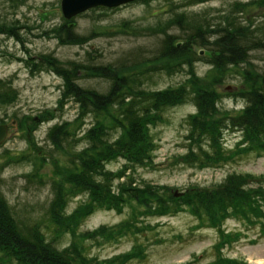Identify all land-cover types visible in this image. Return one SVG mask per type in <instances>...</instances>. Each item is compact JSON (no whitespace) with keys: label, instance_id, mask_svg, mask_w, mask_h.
<instances>
[{"label":"rangeland","instance_id":"374dc122","mask_svg":"<svg viewBox=\"0 0 264 264\" xmlns=\"http://www.w3.org/2000/svg\"><path fill=\"white\" fill-rule=\"evenodd\" d=\"M233 1L248 0H202L181 7L180 11L191 15L208 13L214 24L220 22ZM172 2L175 6L186 0ZM169 6L168 0H138L117 7L90 8L70 19V22L74 19V25L69 23L79 37L88 38L76 37L63 43L54 33V29L64 23L60 0H0V21H6L3 31H0V80H10L12 88L17 91L16 100L0 103V123L8 127L7 137L0 144V187L21 214H43L40 204L51 199L53 180L59 183L65 180L70 152L87 146L82 133L95 123L92 114H80V108L73 100L64 102L66 97L63 98L61 90L66 83L55 70V65L45 68V62L58 59L64 65L76 61L88 65L91 67L89 71L79 68L78 74H73L74 82L86 89L107 92L111 81L104 74L125 72L124 68L137 61L139 55L140 60L160 54L167 33L171 37L186 35L187 31L178 26L170 27L165 34L153 30L158 23L176 13ZM261 11V8H256L246 15L239 13L237 17L253 20ZM254 23H259V20ZM45 55L50 59H42ZM250 59L253 65L262 69L264 50L251 52ZM145 62L138 68L151 66L150 62ZM37 64L39 66L35 67ZM245 66L230 68L224 83L216 86L221 94L218 100L221 110L237 111L244 106L245 101L235 93L242 81L238 71ZM193 67L198 79L210 70L209 63L204 60L195 62ZM186 74L185 68L170 75L159 70L144 77L142 86L147 90L175 86L187 77ZM195 113L192 101L166 107L161 112V120L149 125L154 145L150 148V161L144 160L135 170L132 169L134 165L130 167L129 164L126 174L137 181L144 179L165 185L176 198L189 190H213L227 174L240 171L255 175L250 186H264V154L255 151L236 154L237 149L244 145H238L241 138L239 130L222 131L224 148L234 156L220 161L219 167H187L179 157L173 156L182 153L187 143L184 136L189 125L184 121L185 117ZM67 122L70 143L56 146L48 138V131L55 124ZM111 134L116 137L119 132L111 131ZM23 154L29 155L30 159L12 162L11 156ZM123 163V158H118L109 161L106 167L116 171ZM81 198L82 195L70 198L65 214L71 213ZM228 211L220 223L212 224L209 217V221L205 219V223L198 226L199 217L189 210L155 216L131 203L121 211H93L76 226V235L66 230L53 237V229L51 233L49 229L44 230L55 239L58 247L77 241L86 254L105 264L114 260L117 264L119 259L122 260L120 264H205L216 261L219 256L229 257L239 264H264V217L248 222L242 213L233 212L232 208ZM249 216L253 219L252 214ZM126 222L132 225L133 231L126 229L118 235L116 228ZM66 225L71 229L74 227L68 220ZM101 226L108 228L105 233L97 234L99 239L88 238L81 242L78 233L98 230ZM110 228L115 230L114 235L108 233ZM136 250L140 254L132 253ZM125 254H129L126 259L122 258Z\"/></svg>","mask_w":264,"mask_h":264},{"label":"trees","instance_id":"16d2710c","mask_svg":"<svg viewBox=\"0 0 264 264\" xmlns=\"http://www.w3.org/2000/svg\"><path fill=\"white\" fill-rule=\"evenodd\" d=\"M168 1L171 10L176 13L158 23L153 30L165 34L170 27L178 26L189 32L176 37L167 33L160 54L140 60L139 55L137 61H133L125 70L122 69L125 72L104 74L111 81L107 92L86 89L74 82L73 74H78L79 68L89 71L90 66L77 61L64 65L58 59L51 60L49 55L42 56V59H50L43 67L51 68L55 65V70L66 83L61 90L63 98L66 97L64 102L73 100L78 104L80 114H92L95 123L82 133L87 146L70 152L69 165L65 167V180L62 183L53 180L51 199L40 204L43 214H21L20 209L5 197L0 188V264H105L86 254L77 241L58 247L55 239L44 230L49 229L51 233L53 229V237L66 230L76 235V226L97 209L121 211L125 205L133 203L155 216L189 210L199 217L198 226L203 225L205 219L209 221V217L212 224L220 223L229 214V208L233 212L242 213L248 222H256V218L264 217V186H250L255 175L249 172L227 174L213 190H189L179 198L168 192L165 185L144 179L137 181L132 175L126 174L129 164L130 167L134 165L132 169L135 170L144 160L150 161V148L154 145L149 125L161 120V112L166 107L187 101H192L196 113L184 119L189 125L184 136L187 141L184 150L173 154L184 165L216 168L220 161H227L230 156H234L223 145L222 131L226 129L239 130L241 133L238 145H244L237 149L236 154L245 151L264 154V65L259 69L250 59L251 52L264 50V0L233 1L228 12L221 16L220 22L214 24L208 13L191 15L187 11H180L181 7L202 0H186L175 6H172V0ZM256 8L262 9L256 19L241 20V17H237L239 13L246 15ZM63 18V25L54 29L61 42L64 43L66 39L72 41L76 37L88 38L84 35L79 37L72 31L69 24L74 25V19L70 22L72 17ZM256 20L259 23L255 24ZM5 22L0 21V31H3ZM178 38H182V42L177 46L175 42ZM195 47L207 49L210 55L199 56ZM199 60H204L210 66L208 73L201 79L197 78L193 67ZM144 61L150 62L151 66L138 68ZM241 64L246 66L238 71L242 81L235 96L244 100L245 104L237 111L221 110L218 107L221 94L216 86L224 83L230 68H239ZM182 68L187 70V77L175 86L156 90H147L142 86L144 77L151 73L161 70L170 75ZM16 98L17 91L12 88L11 81L0 80V103H10ZM68 124H55L49 129L48 138L56 146L70 143ZM111 131L119 134L114 137ZM10 158H13V163L30 159L27 154ZM118 158L124 160L119 170L112 171L106 167L109 161ZM25 176L28 178V173ZM79 195H82L80 203L71 213L65 214L67 201ZM67 220L74 225L72 229L66 225ZM107 228L101 226L98 230H86L78 233V237L81 242L88 238L99 239L97 234L105 233ZM132 228L126 222L116 229L118 235H121L126 229L133 231ZM110 232L114 235L115 230L110 228ZM226 239L229 241L230 237ZM136 251L132 253L140 254L139 250ZM128 255L122 258L126 259ZM115 261L108 264H114ZM205 264L239 263L229 257L219 256L216 261Z\"/></svg>","mask_w":264,"mask_h":264},{"label":"water","instance_id":"95a60500","mask_svg":"<svg viewBox=\"0 0 264 264\" xmlns=\"http://www.w3.org/2000/svg\"><path fill=\"white\" fill-rule=\"evenodd\" d=\"M133 1L136 0H60V9L62 15L69 19L96 6L116 7ZM176 45L178 46L179 44ZM196 50L199 54L204 53L202 48H195ZM7 131V125L4 123L0 124V143L5 140Z\"/></svg>","mask_w":264,"mask_h":264},{"label":"bare ground","instance_id":"6f19581e","mask_svg":"<svg viewBox=\"0 0 264 264\" xmlns=\"http://www.w3.org/2000/svg\"><path fill=\"white\" fill-rule=\"evenodd\" d=\"M195 3H197V1H195ZM61 10V9H60ZM74 17V16H73ZM187 32L186 33H188L189 31L188 30H186ZM181 42H182V38H178L177 39V41L175 42V45L176 44H181ZM196 48V47H195ZM203 50H204V53L203 54H199L198 52H197V50H196V53L199 55V56H209L210 55V52L207 50V49H205V48H202ZM94 66H96V65H94ZM0 124H2V123H0ZM8 132V131H7ZM6 137H7V133H6ZM5 137V138H6ZM1 144V143H0ZM1 188V187H0ZM1 189H3V187L1 188ZM51 189H52V185H51ZM52 193H53V191H52Z\"/></svg>","mask_w":264,"mask_h":264}]
</instances>
